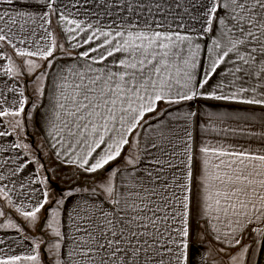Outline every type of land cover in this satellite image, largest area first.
<instances>
[{"label": "snow or ice", "instance_id": "6c2138e0", "mask_svg": "<svg viewBox=\"0 0 264 264\" xmlns=\"http://www.w3.org/2000/svg\"><path fill=\"white\" fill-rule=\"evenodd\" d=\"M15 4L0 0L8 6L0 7V60L7 61L0 64L7 77L0 79V264H45L42 248L47 264H190L194 180L197 215L222 245L212 264H224V255L227 264H264V118L256 131L249 117L231 118L233 128L207 113L205 131L243 135L244 145L217 139L194 147L189 130L198 100L264 110V0ZM54 17L68 48L51 30ZM65 58L73 62L53 76ZM25 75L33 77V112L44 82L54 83L44 155L74 169L70 179L93 177L56 199L58 169L26 142L33 117L19 84ZM29 165L37 167L25 175Z\"/></svg>", "mask_w": 264, "mask_h": 264}, {"label": "crops", "instance_id": "0c3cea01", "mask_svg": "<svg viewBox=\"0 0 264 264\" xmlns=\"http://www.w3.org/2000/svg\"><path fill=\"white\" fill-rule=\"evenodd\" d=\"M31 4L35 5L37 3V0H16V4L14 5L15 7H20L23 4ZM0 7H8L7 5L0 6ZM89 11H95L96 13H101L100 15V20L102 22H110L111 17H107L102 15L103 9L96 7L93 8L92 4H89L86 6ZM26 10H32V9H26ZM72 11H76L75 9H72ZM84 9H81V12H83ZM81 19L84 17L81 16ZM96 17L93 16L91 19H95ZM39 23V21H37ZM51 30L54 31L57 35L58 42L62 43L65 45L66 48H68V43L64 39L63 34L60 31V28L57 26L56 18H53V24L51 26ZM71 50V49H69ZM3 51L11 55L14 60L17 61V63H20V58L16 57L12 49L5 45V48ZM80 51H83V49H80ZM59 55V53H58ZM7 61L5 60H0V64H4ZM73 61L70 58H65L57 62L56 65H54L53 69L51 70V74L54 76L56 74V69L60 66L63 65H70ZM0 79H7V77H0ZM12 81H9L11 83ZM44 87H45V93L46 96L43 99V101H39L38 104L41 106L33 112V118H34V125H35V130L43 142V145L46 148V151H50L48 143H47V125H46V116L45 113L48 111L49 108V102L50 99L53 96V90H54V83L51 78L49 77L48 80L44 82ZM194 105L196 106V109L198 111V115L190 124V131L192 132L193 136V142H194V147H197L201 141L203 140H212L215 142V140L219 139L222 140L226 143H231V144H239V145H244L246 143V138L243 135H236V136H229L227 138L224 137L223 133L217 134V132L214 131H205L204 127L202 125H205L208 123V115L207 113L212 112V113H217L219 115H224L228 119V124L235 128L237 127L236 123L233 122L231 118L234 117H249L251 120V125L255 127L256 131H260L259 125L261 124L262 118H264V110L260 109L258 106L255 107V111H243V109L248 108L249 106L246 105H240V104H235L231 102H224V101H214V100H198L194 102ZM161 107H164V105H161ZM184 110H188V106H183ZM217 124L219 127H224V125H220L219 121H217ZM255 146V145H254ZM117 164L122 163V159L120 161L115 162ZM113 167L114 165H110ZM106 174V173H104ZM101 177H99L97 180H99ZM197 185H198V180H194L193 183V213L191 217V222H190V228H191V248H190V264L192 259L194 258L197 264H212L213 258H215L217 261L221 259L220 255H215L214 253L216 250H218L222 245L217 243L211 235L207 234V229L208 226L204 222L203 218L197 215L196 211V192H197ZM39 187V185H37ZM54 189H58L57 187ZM14 197L15 194H12ZM14 199V198H13ZM16 200V199H14ZM0 206H4V201L0 200ZM7 210V209H6ZM72 210V204L70 203L67 206V213L64 214V220L66 222V230H67V224L70 223L68 221V213H71ZM14 212V211H12ZM15 213V212H14ZM17 220L23 225L24 221L17 216ZM0 235H3V233H0ZM16 236V233L13 230H9L8 232V238L11 240L13 237ZM201 236L204 237V239H201ZM27 244V241H25ZM15 251L17 253L24 251V249L21 248H16ZM203 257V259H201ZM224 261L227 260V256L224 255L223 257ZM227 264V261L225 262Z\"/></svg>", "mask_w": 264, "mask_h": 264}, {"label": "rangeland", "instance_id": "374dc122", "mask_svg": "<svg viewBox=\"0 0 264 264\" xmlns=\"http://www.w3.org/2000/svg\"><path fill=\"white\" fill-rule=\"evenodd\" d=\"M42 70L43 69H41V71ZM19 84L21 86H23L24 92H25V96L30 98L29 104L26 105V107H25V112L26 113L31 112L32 113V117H34L33 116V111L31 109V102L33 100H36V97H35V95L33 93V77L25 75L23 78H21L19 80ZM38 102L39 101H37V103ZM5 119H9V118H5ZM22 138H25V137H22ZM13 139H15V137H13V136L4 138L5 143L11 142ZM26 142L30 143L34 149H39L40 150V156H41L42 162H44L46 164H49L50 167H56L58 169L57 173H56V176L52 180V184L55 183V184H57V186L58 185L63 186L61 188H59V186H58L57 187L58 189L54 190L53 198L54 199L59 198V195L62 192V190H66V188L64 186H67L68 182H70V180H71L70 177H72V173L74 172V170L69 168V167H65V166L59 165L54 160L50 161L48 156L44 155V153H47V151L45 150V146L43 145V142L41 141V139L39 138V136H38V134H37V132L35 130L34 118L32 120L26 122ZM34 167H37V166L36 165H29L28 169L25 172V175H30L31 172H32V169ZM108 168L110 169L112 167L109 165ZM105 173L107 174V170L105 171ZM49 175H51V173H49ZM52 184H51V188L54 189L55 185L54 184L52 185ZM33 187H37V185H33ZM13 198L17 199L16 196H14ZM11 214H12L14 219H17L18 215L16 213L12 212ZM37 232H39V227H37L36 229L32 230V234H35ZM41 253H42V258L45 260V264H47V261H48L49 258L44 254L43 248L41 249ZM226 261H224V264H225Z\"/></svg>", "mask_w": 264, "mask_h": 264}, {"label": "trees", "instance_id": "16d2710c", "mask_svg": "<svg viewBox=\"0 0 264 264\" xmlns=\"http://www.w3.org/2000/svg\"><path fill=\"white\" fill-rule=\"evenodd\" d=\"M45 150H46V148H45ZM47 152H49L48 149H47ZM56 163H58V162H56ZM73 173H72V175H73ZM99 177L100 176H96L95 178L98 179ZM92 180H93V177L90 176V175H79V176L75 177V179H71L70 182H68L67 186H64V187L67 189L70 186H74V185H90ZM58 186H59V188L63 187V186H60V185H58ZM53 190H55V189H53Z\"/></svg>", "mask_w": 264, "mask_h": 264}, {"label": "water", "instance_id": "95a60500", "mask_svg": "<svg viewBox=\"0 0 264 264\" xmlns=\"http://www.w3.org/2000/svg\"><path fill=\"white\" fill-rule=\"evenodd\" d=\"M53 184H54L56 187H58L57 184H55V183H53ZM53 184H52V185H53Z\"/></svg>", "mask_w": 264, "mask_h": 264}]
</instances>
